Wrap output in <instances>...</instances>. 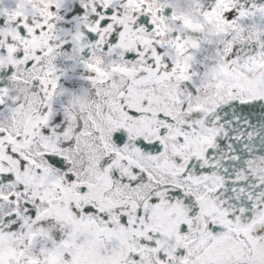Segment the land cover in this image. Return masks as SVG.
I'll list each match as a JSON object with an SVG mask.
<instances>
[{"label": "snow or ice", "instance_id": "snow-or-ice-1", "mask_svg": "<svg viewBox=\"0 0 264 264\" xmlns=\"http://www.w3.org/2000/svg\"><path fill=\"white\" fill-rule=\"evenodd\" d=\"M0 264H264V0H0Z\"/></svg>", "mask_w": 264, "mask_h": 264}]
</instances>
